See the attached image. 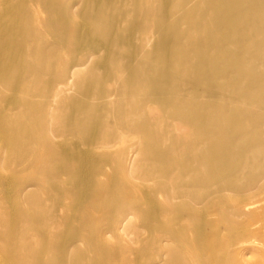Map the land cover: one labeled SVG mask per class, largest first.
Here are the masks:
<instances>
[{
	"label": "bare ground",
	"instance_id": "bare-ground-1",
	"mask_svg": "<svg viewBox=\"0 0 264 264\" xmlns=\"http://www.w3.org/2000/svg\"><path fill=\"white\" fill-rule=\"evenodd\" d=\"M0 259L264 264V0H0Z\"/></svg>",
	"mask_w": 264,
	"mask_h": 264
},
{
	"label": "rangeland",
	"instance_id": "rangeland-1",
	"mask_svg": "<svg viewBox=\"0 0 264 264\" xmlns=\"http://www.w3.org/2000/svg\"><path fill=\"white\" fill-rule=\"evenodd\" d=\"M120 3L118 2V5H119ZM131 263H133V262H128L127 264H131ZM0 264H1V259H0ZM134 264V263H133Z\"/></svg>",
	"mask_w": 264,
	"mask_h": 264
}]
</instances>
